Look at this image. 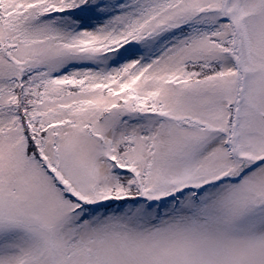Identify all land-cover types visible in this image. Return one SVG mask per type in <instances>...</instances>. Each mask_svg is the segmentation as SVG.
Instances as JSON below:
<instances>
[{"label": "snow or ice", "instance_id": "6c2138e0", "mask_svg": "<svg viewBox=\"0 0 264 264\" xmlns=\"http://www.w3.org/2000/svg\"><path fill=\"white\" fill-rule=\"evenodd\" d=\"M0 264H264V0H0Z\"/></svg>", "mask_w": 264, "mask_h": 264}]
</instances>
